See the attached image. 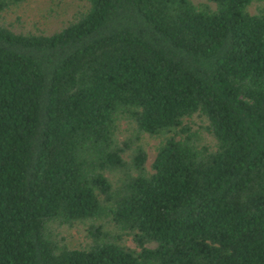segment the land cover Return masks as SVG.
I'll return each instance as SVG.
<instances>
[{
	"label": "trees",
	"instance_id": "obj_1",
	"mask_svg": "<svg viewBox=\"0 0 264 264\" xmlns=\"http://www.w3.org/2000/svg\"><path fill=\"white\" fill-rule=\"evenodd\" d=\"M52 2L0 0V264H264V0Z\"/></svg>",
	"mask_w": 264,
	"mask_h": 264
},
{
	"label": "rangeland",
	"instance_id": "obj_2",
	"mask_svg": "<svg viewBox=\"0 0 264 264\" xmlns=\"http://www.w3.org/2000/svg\"><path fill=\"white\" fill-rule=\"evenodd\" d=\"M55 2H52L53 8L54 5L56 8H58L57 0H54ZM72 1H77V0H60L62 3L61 6H59L58 9V14L55 13H50L48 9H39L38 6H31L30 7V13L29 16L26 17L24 25L27 26L26 28L32 29V30H37V29H45L47 31L53 30L58 26L61 21L60 19L63 18L66 14H64L63 8L69 10V4L72 3ZM195 2H203L204 0H194ZM61 15V16H60ZM36 26V27H35ZM155 141L153 139L148 140L147 144V151H148V161L150 162L153 158V145Z\"/></svg>",
	"mask_w": 264,
	"mask_h": 264
}]
</instances>
